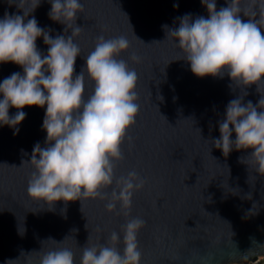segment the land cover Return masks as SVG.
<instances>
[{"label": "water", "instance_id": "1", "mask_svg": "<svg viewBox=\"0 0 264 264\" xmlns=\"http://www.w3.org/2000/svg\"><path fill=\"white\" fill-rule=\"evenodd\" d=\"M79 2L83 11L69 22L82 27L73 37L81 50L76 74L86 67V57L98 37L124 36L129 47L117 59L126 61L138 75L135 102L139 112L121 145L123 159L115 162L113 184L102 193L110 199L116 180L132 171L145 183L134 191L130 209L121 208L117 201L115 210L108 211V199L100 198L61 200L51 206L30 198L27 186L35 171L30 160L35 144L45 146L46 106H25L21 110L26 117L16 126L18 134L0 125V264L9 260V264H40L43 253L60 248L74 253L75 264H80L86 247L114 246L123 253V226L132 218L145 221L137 234L140 264H249L257 260L264 254V175L256 172L248 157L251 149L233 148L225 157L213 141L220 137L218 122L225 118L228 103L242 98L243 104L251 101L256 106L264 96V80L243 85L227 73L201 78L181 59L183 53L175 38L168 36V29L178 28V18L185 14L207 18L201 0ZM227 2L216 0L217 10ZM18 3L30 12L36 0H0V18L5 12L23 15ZM241 7L249 18H256L254 12L259 14L252 0H241ZM50 9V0H40L28 18L34 16L52 38L70 36L71 29L65 32V24L49 18ZM240 15L247 21L243 12ZM36 44L46 55L49 46L42 36ZM132 55L139 61L132 60ZM14 72L23 74V69L13 62L0 64V82ZM93 88L85 72V100ZM17 111L11 107L9 115ZM231 138L235 139V132ZM113 232L119 241H111Z\"/></svg>", "mask_w": 264, "mask_h": 264}, {"label": "clouds", "instance_id": "2", "mask_svg": "<svg viewBox=\"0 0 264 264\" xmlns=\"http://www.w3.org/2000/svg\"><path fill=\"white\" fill-rule=\"evenodd\" d=\"M50 3L49 18L65 24V32L71 29L70 36L52 38L34 16L28 18L40 0L30 12L18 3L23 15L5 12L0 18V64L13 62L23 69V74L14 72L0 82V125L12 127L16 135V126L26 117L21 109L46 106L42 124L47 133L45 146L35 144L30 160L35 169L27 186L30 198L50 206L61 200L67 203L100 198L108 199V211L115 210L117 201L121 208L130 209L134 191L145 183L135 171L116 180L110 199L108 193H102L113 184L115 162L123 159L121 145L139 112L135 102L138 75L126 61L117 59L128 49L129 42L124 36L108 40L98 37L94 50L86 57V67L76 74L75 63L81 50L73 37L82 27H73L69 22L76 21L83 5L79 0ZM201 3L207 9V18L193 19L191 14H185L178 18V28L168 29V36L175 38L183 53L181 59L198 77H222L227 73L234 82L258 85L264 80V0H252L259 8V14H252L256 18H249L241 0H228L227 6L219 10L216 0ZM173 6L178 8V4ZM41 36L49 46L46 55L37 48L36 41ZM131 59L138 62L140 58L132 55ZM85 72L94 82L87 100ZM11 107L18 110L14 116L9 115ZM258 109H264V96L256 106L251 101L243 104L242 98L231 100L225 118L218 122L220 137L213 142L225 157L233 148L251 149L248 157L256 165V172L264 175V111ZM240 160L245 162L244 158ZM144 224V220L132 218L123 226V253L114 246L86 247L80 264H140L137 234ZM110 239L115 242L120 238L113 232ZM40 264H75L74 253L67 248L49 250L42 254Z\"/></svg>", "mask_w": 264, "mask_h": 264}, {"label": "rangeland", "instance_id": "3", "mask_svg": "<svg viewBox=\"0 0 264 264\" xmlns=\"http://www.w3.org/2000/svg\"><path fill=\"white\" fill-rule=\"evenodd\" d=\"M261 257V261L259 263H249V264H264V254ZM229 264H241V263H229Z\"/></svg>", "mask_w": 264, "mask_h": 264}, {"label": "built area", "instance_id": "4", "mask_svg": "<svg viewBox=\"0 0 264 264\" xmlns=\"http://www.w3.org/2000/svg\"><path fill=\"white\" fill-rule=\"evenodd\" d=\"M261 261V257H258V259L257 260H255V261H252L253 263H259ZM252 262H250V263H252Z\"/></svg>", "mask_w": 264, "mask_h": 264}, {"label": "bare ground", "instance_id": "5", "mask_svg": "<svg viewBox=\"0 0 264 264\" xmlns=\"http://www.w3.org/2000/svg\"><path fill=\"white\" fill-rule=\"evenodd\" d=\"M260 256H262V255H260ZM260 256H259V257H260Z\"/></svg>", "mask_w": 264, "mask_h": 264}]
</instances>
